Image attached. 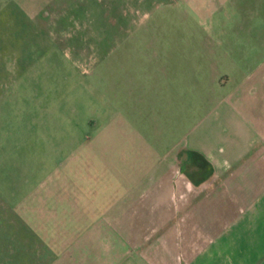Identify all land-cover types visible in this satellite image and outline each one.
Here are the masks:
<instances>
[{
	"label": "rangeland",
	"instance_id": "1",
	"mask_svg": "<svg viewBox=\"0 0 264 264\" xmlns=\"http://www.w3.org/2000/svg\"><path fill=\"white\" fill-rule=\"evenodd\" d=\"M50 12L30 18L0 0V264H55L72 243L77 227L60 224L50 181L86 147L76 145L90 115L86 91L110 90L118 78L124 91L123 80L145 76L157 54L188 79L170 108L180 131L214 95L250 88L239 107L264 109V0H59ZM46 26L61 33H41ZM194 78L199 89L189 88Z\"/></svg>",
	"mask_w": 264,
	"mask_h": 264
},
{
	"label": "crops",
	"instance_id": "2",
	"mask_svg": "<svg viewBox=\"0 0 264 264\" xmlns=\"http://www.w3.org/2000/svg\"><path fill=\"white\" fill-rule=\"evenodd\" d=\"M15 3L39 18L59 0ZM156 56L145 76L123 80L124 91L119 78L113 90L86 91L90 115L76 144L86 147L50 181L60 224L77 227L54 263L264 264V109L239 107L235 98L250 88L214 95L207 113L180 131L170 108L188 79L178 61Z\"/></svg>",
	"mask_w": 264,
	"mask_h": 264
}]
</instances>
